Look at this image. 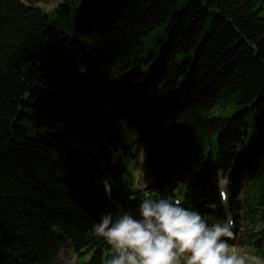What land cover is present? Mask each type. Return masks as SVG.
Instances as JSON below:
<instances>
[{
  "label": "trees",
  "instance_id": "1",
  "mask_svg": "<svg viewBox=\"0 0 264 264\" xmlns=\"http://www.w3.org/2000/svg\"><path fill=\"white\" fill-rule=\"evenodd\" d=\"M80 1L0 0V264H55L67 244L106 264L91 225L148 195L209 222L229 213L264 260V0ZM51 2L63 19L77 12L72 36L37 6ZM45 40L68 66H38Z\"/></svg>",
  "mask_w": 264,
  "mask_h": 264
},
{
  "label": "clouds",
  "instance_id": "2",
  "mask_svg": "<svg viewBox=\"0 0 264 264\" xmlns=\"http://www.w3.org/2000/svg\"><path fill=\"white\" fill-rule=\"evenodd\" d=\"M90 233L109 246L106 264H253L232 245L230 218L209 222L180 198L148 195L135 212L118 204L100 214Z\"/></svg>",
  "mask_w": 264,
  "mask_h": 264
},
{
  "label": "rangeland",
  "instance_id": "3",
  "mask_svg": "<svg viewBox=\"0 0 264 264\" xmlns=\"http://www.w3.org/2000/svg\"><path fill=\"white\" fill-rule=\"evenodd\" d=\"M94 0H81L75 9H83L88 7ZM188 0H180L177 11L181 10ZM57 2H51L49 4L38 3V7H42L44 13L49 14L56 6ZM75 14L76 11H73L72 20L63 19L61 16H58L56 13H50L49 17L52 20L53 24L60 30L66 33H69L71 36L74 34L75 30ZM153 38L161 39L164 44L168 41V32L166 28L159 27L158 30L153 31ZM160 44L155 42V45L151 41H145V51L146 53L153 52L154 54L160 55ZM71 56L63 55L60 52L56 51L54 47L45 40L40 46L38 53L37 64L40 67H50V65H58L59 67L68 66L70 64ZM115 124L117 129L121 132L122 138L125 142H132L139 137V125L134 121L125 122L122 120L120 115H116ZM149 172L143 165V160H141L134 170V187L137 189L144 188L143 185L149 180ZM224 181H222V187H225ZM237 195H240V192H236ZM233 219V216L227 215V219ZM245 224L242 223L239 219L234 221V238L231 241L232 245L240 252V254L245 255L250 260L253 261V264H264V260L259 258L253 251V245L250 244L248 240V234L250 231L246 229L244 231ZM90 258V254L76 253L73 249L67 244L62 246L59 251L58 260L55 264H84Z\"/></svg>",
  "mask_w": 264,
  "mask_h": 264
}]
</instances>
